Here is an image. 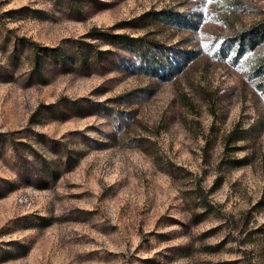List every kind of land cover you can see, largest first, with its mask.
I'll return each instance as SVG.
<instances>
[{
    "label": "rangeland",
    "instance_id": "374dc122",
    "mask_svg": "<svg viewBox=\"0 0 264 264\" xmlns=\"http://www.w3.org/2000/svg\"><path fill=\"white\" fill-rule=\"evenodd\" d=\"M262 19L264 0H0V264H264V37L239 40ZM35 44L64 59L36 74Z\"/></svg>",
    "mask_w": 264,
    "mask_h": 264
},
{
    "label": "trees",
    "instance_id": "16d2710c",
    "mask_svg": "<svg viewBox=\"0 0 264 264\" xmlns=\"http://www.w3.org/2000/svg\"><path fill=\"white\" fill-rule=\"evenodd\" d=\"M159 12H164L165 15L173 16L172 12L170 10L161 9L157 10ZM168 12V13H167ZM159 18H164L163 15L158 16ZM97 32H100V29L97 26H92L90 29V34L94 35ZM106 38L111 43H117L121 42L125 44V46L134 49L138 56L141 58L140 60V67H148L150 72H154L157 75L165 74L166 72H169L172 70L173 62L169 61L166 65H162L161 59L159 56H156L154 53H151L150 45L148 42V39H145L142 35H131L129 33L125 32H106L103 31ZM251 32V33H250ZM248 33L242 32V34L239 36L240 45H244L246 40L250 42V40L257 41L264 37V19L261 20L257 25L254 26L252 31ZM249 37L248 39L246 38ZM244 43V44H243ZM36 47H33V55H32V70L36 74H42V65L48 60L49 58L55 56L59 60H63L64 57L62 56V53L60 52V49L58 47H49L47 45H38L35 44ZM108 51L106 48H98V47H92L90 46L89 49H86L85 52H80L79 56L81 57L82 61H85L86 59H89L90 57H98V55L102 52ZM87 52V53H86ZM164 52L162 51V54L164 55ZM166 56L167 53H165ZM162 66V67H160ZM162 68V70L160 69ZM256 68L259 73H264V58H262L256 65ZM204 207L207 209L208 202H204ZM203 213V212H201ZM196 217L194 218L197 220L201 215L200 213H195Z\"/></svg>",
    "mask_w": 264,
    "mask_h": 264
}]
</instances>
